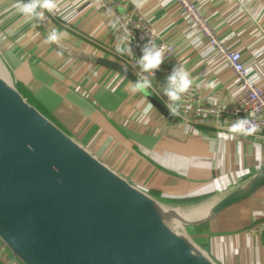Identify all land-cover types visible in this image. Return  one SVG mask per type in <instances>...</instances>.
I'll list each match as a JSON object with an SVG mask.
<instances>
[{
    "label": "crops",
    "instance_id": "crops-1",
    "mask_svg": "<svg viewBox=\"0 0 264 264\" xmlns=\"http://www.w3.org/2000/svg\"><path fill=\"white\" fill-rule=\"evenodd\" d=\"M191 1L226 45L241 52L251 77L263 81L264 0ZM56 2L58 16L45 13L37 21L18 13L16 0H0V57L27 100L101 161L159 199L192 206L225 195L264 166V134L189 127L172 118L151 86L134 90L143 80L131 64V43L118 37L116 16L105 4ZM113 9L135 10L151 33L138 31L142 48L171 44L161 65L183 66L203 100L234 109L238 78L176 0H118ZM53 29L63 35L47 42ZM101 59L124 65L136 80ZM209 82L216 87L206 88ZM262 220L264 185L188 229L219 264H264ZM0 264L23 263L0 241Z\"/></svg>",
    "mask_w": 264,
    "mask_h": 264
},
{
    "label": "water",
    "instance_id": "water-1",
    "mask_svg": "<svg viewBox=\"0 0 264 264\" xmlns=\"http://www.w3.org/2000/svg\"><path fill=\"white\" fill-rule=\"evenodd\" d=\"M0 60L8 76L0 75V241L14 258L23 264H219L188 226L254 194L264 185V166L225 195L193 206L159 199L30 103ZM101 62L137 78L116 61Z\"/></svg>",
    "mask_w": 264,
    "mask_h": 264
},
{
    "label": "built area",
    "instance_id": "built-area-1",
    "mask_svg": "<svg viewBox=\"0 0 264 264\" xmlns=\"http://www.w3.org/2000/svg\"><path fill=\"white\" fill-rule=\"evenodd\" d=\"M99 1L105 4L111 12H114L118 22V37L131 43L130 59L136 75L143 81L148 80L151 82V89L169 111L172 118L185 123L189 127L223 128L234 134L236 133L231 130V126L238 119L245 118L248 121L247 128L249 130L243 133L249 135L264 134V80L258 82L251 77L250 70L243 62L241 52L226 45L225 39L217 35L215 28L202 16L195 3L191 0H176L191 22L207 36L211 48L226 59L228 68L238 78L241 89L234 98L233 110L222 107L215 101L203 100L200 96L199 88L191 77L192 86L186 93L182 94L181 100L176 103L170 101L163 94V89L167 83V76L174 67L161 65L155 73H145L138 66V58L142 55V47L144 45H142V37L138 31H141L145 37H151L146 21L141 19L135 10L132 12L127 11L123 14L116 12L113 8L118 3V0ZM49 15L52 17L58 16V11L56 10ZM151 44L160 47L165 53L173 51L171 44L162 41ZM171 108H175L176 111H170ZM259 225L264 226V220L260 221Z\"/></svg>",
    "mask_w": 264,
    "mask_h": 264
},
{
    "label": "clouds",
    "instance_id": "clouds-1",
    "mask_svg": "<svg viewBox=\"0 0 264 264\" xmlns=\"http://www.w3.org/2000/svg\"><path fill=\"white\" fill-rule=\"evenodd\" d=\"M13 7L21 15L35 20H42L44 18L45 12L52 14L57 10L56 0H16ZM38 9H40L38 11ZM63 33L58 32L53 29L47 37V42H58L61 39ZM120 49H118L119 51ZM128 49H124L127 51ZM165 59V51L155 44L146 45L142 49V55L138 58V66L145 72L155 73L163 63ZM192 79L190 78V73L183 67H174L172 72L167 76V83L163 89V94L173 103L181 100L182 94L186 93L188 89L192 86ZM151 82L144 80L142 84L137 85L136 89L140 87L150 86ZM208 89H213L216 87L215 82H209L205 84ZM170 111L175 112V108H171ZM248 121L243 119H238L232 126L231 130L235 133H243L248 131L247 128Z\"/></svg>",
    "mask_w": 264,
    "mask_h": 264
},
{
    "label": "bare ground",
    "instance_id": "bare-ground-1",
    "mask_svg": "<svg viewBox=\"0 0 264 264\" xmlns=\"http://www.w3.org/2000/svg\"><path fill=\"white\" fill-rule=\"evenodd\" d=\"M4 65L2 64L1 60H0V75H2L3 77H5L6 79H8V76H7V72L5 71L6 69H4ZM184 215H186L184 213Z\"/></svg>",
    "mask_w": 264,
    "mask_h": 264
},
{
    "label": "rangeland",
    "instance_id": "rangeland-1",
    "mask_svg": "<svg viewBox=\"0 0 264 264\" xmlns=\"http://www.w3.org/2000/svg\"><path fill=\"white\" fill-rule=\"evenodd\" d=\"M166 112H167V110H166ZM188 231H189V229H188ZM189 233H190V231H189ZM190 235L192 236V234L190 233Z\"/></svg>",
    "mask_w": 264,
    "mask_h": 264
}]
</instances>
